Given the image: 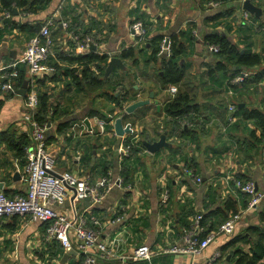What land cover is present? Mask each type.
<instances>
[{
    "label": "crops",
    "instance_id": "obj_1",
    "mask_svg": "<svg viewBox=\"0 0 264 264\" xmlns=\"http://www.w3.org/2000/svg\"><path fill=\"white\" fill-rule=\"evenodd\" d=\"M211 1H217L218 4L214 5ZM243 1L51 0L39 12L13 13L8 21H5V11L0 13V66L14 60L33 35L27 30L12 25V20L34 22L38 19L46 21L51 17L55 19L52 26L54 44L48 61V66L55 67V70H45L40 78L48 77L57 71L60 74L57 80L48 79L41 86L52 94L51 99L56 108L55 114L48 122L47 139L49 148L56 154L57 171L69 169L79 175L89 172L92 181L97 184L107 171L105 166L113 170L115 177L121 175L123 160L121 149L125 137L131 132L124 136L116 134L112 122V130H108L107 134L99 133L96 125V117H100L99 114L110 117L116 113L118 116L120 113L123 115L125 125L130 124L133 128L145 130L151 140L158 139L160 133L167 131V140L172 143L155 153L150 152L146 147L139 150L135 157L140 161L138 169L141 167L143 169L135 173V182L129 183V186L125 183H115L100 202L91 205L90 208L105 224L103 238L108 242H116L120 254V257L105 260L103 264H192L193 262L208 264V258L228 241L226 236H217L197 255L171 250L173 246L184 243L180 217L186 218L185 213L182 212L185 203L194 206L198 213H202L223 205L229 197L234 198L242 212L236 234L247 226L259 222L258 210L264 205V200L258 206L249 208L250 196L233 185V179H228L227 175L233 176V173L244 172L262 186L264 147L259 153L255 154L253 151V156L250 158L244 157L243 148L238 147V140L246 136L243 127L239 126L232 135V132L222 130V124L234 114L235 110L229 108L231 103L264 108V77L259 81L250 82L248 87H239L240 84H230L229 75L224 72L220 74L217 71L214 73L206 71L208 63L215 58L210 44L206 42V36L212 33L227 35L240 46L252 47L264 56V36L251 37L248 24L241 23L246 10L242 6ZM60 4L64 8L59 9ZM222 12L225 13L218 18L215 17ZM141 14L150 21L149 37L163 34L165 38H170L173 33H177L187 46L186 55L182 56V62L189 66L187 72L189 83L185 87L194 101L203 104V109L212 113V119L206 123V131L197 140L188 141L185 137L174 138L169 136L168 130L165 129L167 115L163 107L173 96L169 90L170 84L164 85L158 77L160 64L145 60L151 51L149 44L146 46L145 38L141 39L132 27L133 20ZM64 16L76 21L77 27L101 35L97 49L94 50L107 54L105 60L118 55L122 47L134 44L138 49H142L137 51L139 61L134 62L132 57H121L125 67L116 66L112 70L111 78L98 90L91 91L86 84L78 87L73 77L63 72L67 67L78 64L77 61L71 62L65 57L75 51L73 49L75 42L70 37L68 29L61 24L60 20ZM260 17L264 18V11ZM252 22H255L257 27L264 28L258 20L252 19ZM183 30L185 33H182ZM169 51L170 39L167 46L164 41L159 60L168 57ZM26 79L29 80V77ZM3 80L0 69V131L18 121L20 124L14 127L30 136L28 125L22 120L26 94L20 95L16 92V88L22 84L17 85L15 79L13 82L15 89L5 93L2 89ZM177 86L180 87L181 84ZM230 88H233V93H230ZM111 89L117 91L118 96L120 90L128 92L123 106L136 99L149 97L151 91L154 92V96L150 98L148 104L138 107L134 112H126L129 116L124 117L126 113L121 114V105L110 97L108 91ZM10 92L15 94L8 96ZM75 93L77 104L66 100V97ZM57 94L59 99L56 98ZM86 117L90 119L92 128L86 124ZM232 124L229 125V130ZM250 125L254 126L253 123ZM257 133L260 134L259 129ZM107 137L112 139L111 144L108 143ZM105 139L107 144L100 143ZM0 141V188L10 195L25 193L27 182L22 176L24 160L16 155L15 150L1 137V134ZM80 142H84L83 150L79 149ZM178 142L189 155H195L199 168L191 167V169L202 178L206 177L205 179L197 182L194 176L183 171V159L179 154L172 155L169 148L177 145ZM110 145L111 150L105 153V147ZM225 145H229V148L224 149ZM105 158L108 159L106 162ZM130 162L132 164V160ZM16 171L20 172V176L15 177ZM164 189L169 191L167 205L161 203ZM83 204L85 201L76 200L77 207L81 208ZM55 208L69 212L70 205L69 202H65L56 204ZM118 216L122 217L121 220H114ZM194 216V213L189 214L187 219L193 220ZM215 218L219 219V215H215ZM220 223L214 227L216 228ZM44 224V221L31 216L0 217V261L11 260L13 264H17V260L20 259L22 264H46L50 261L51 264H74L79 259L80 253L77 251L71 253L67 260L62 262V256L66 251L62 244L61 258L55 256L50 258V245L47 243L52 241L47 242L43 238ZM143 242L150 244L155 252L151 260L121 257L122 254L129 255L138 244ZM53 245L55 242L51 247ZM43 251L44 255H42ZM228 255L225 261L216 259L218 262L215 260L217 263L214 261L212 264H231Z\"/></svg>",
    "mask_w": 264,
    "mask_h": 264
},
{
    "label": "trees",
    "instance_id": "obj_2",
    "mask_svg": "<svg viewBox=\"0 0 264 264\" xmlns=\"http://www.w3.org/2000/svg\"><path fill=\"white\" fill-rule=\"evenodd\" d=\"M50 1L51 0H0V13H2L3 11H11L13 14L15 7H17L18 13H23L24 11L39 12L43 7L48 5ZM258 1L259 5L262 6L264 11V0ZM225 12L218 13L215 15V17L218 18ZM229 12L230 11H228V13ZM136 19H142L146 27L144 40L146 41V46H148L149 44V48L151 51L148 58L145 60L148 62L155 61L156 63L160 64L158 77L164 85H178L179 83L181 84V86L178 87L177 93L172 97L171 100L166 102L163 107V110L167 115V118L165 119V129L168 130L169 136H176L180 139L185 137L186 139H188V141L197 140L199 137H201L202 133L206 131V123L212 119V113L208 112L207 109H203V104L194 101L187 87H185L189 83L187 82V72L189 66L187 63L182 62V56L187 52V46L180 38V35H178L177 33H173L170 36L169 56L163 57L161 60H159L160 51L162 50V46L165 41L164 35L157 34L149 37L148 34L150 21L147 20L142 14ZM45 22L46 21L42 19H38L34 22L12 20V25L17 26L20 29L27 30L29 33L34 35L37 31H39V29ZM71 25L72 28L76 29L77 32L81 31V35L90 32L89 29L85 30L80 28L79 30H77L78 24L76 23V21H71ZM183 32L185 33L184 30L182 31V33ZM94 34L98 36L97 32ZM99 40H101L100 37ZM206 42L218 44L220 46V50L213 51L215 56L214 60L208 63L209 65L206 71H208L209 73H214L216 71L222 70L225 74L229 75V78H231L240 73L243 69H249L250 71H252V73H250V75L246 77V79L240 84L239 87H248V84H250V82L259 81L264 77V67L260 69L256 67L261 64L264 59V56L261 52L253 50L252 47H242L237 42L232 41L227 35H222L219 33H212L210 35H207ZM75 48L76 47L74 44L73 49L75 50ZM243 48H245L244 51H242ZM138 50L140 51L142 49H138L136 45L132 44L122 47V49L118 51L117 54L122 58L132 57L134 59V62H138ZM65 57L66 59L71 60V62L77 61L78 63L76 66L67 67L63 71L64 73H68L73 77V80L78 87H83L86 84L91 91H96L105 83V81H107L112 76L113 72H111L109 75L105 74L108 61L105 60L108 57L107 54H101L98 51L91 49L87 52L73 51L71 54L65 55ZM93 66H96L98 71H95ZM161 70L163 71L162 73L160 72ZM59 75L60 74L57 71L54 74L49 75L48 77L38 78V82L40 83V103L35 112V115L41 121L49 122L56 112L55 104L51 99L52 94L48 91V89L42 88L41 86L48 79L57 80ZM28 77L30 78L27 66H19V74L15 78L17 80V85H21L23 81ZM108 92L110 93V97L114 100H117L119 105H121V109H123L124 100L126 101L128 92L125 90H120L119 96L116 95L117 91L115 90L111 89ZM12 94L15 93L10 92L7 95L10 96ZM124 112V110L121 111V114H123ZM99 115L103 118L106 117L108 121L111 120V117L103 114ZM116 115L117 113L114 114V116ZM234 115L236 116V119L233 121L234 123H229L227 125V128L225 130L222 128V130H228L230 131V133L232 132V135H234V131L239 128V126H242L246 133V136L244 139L238 140V147L239 149L240 147L243 148V150H241L244 153V157L250 158L251 156H253V151H255V154L256 152L259 153L264 147V108L257 106H248V104L240 106L239 103H236ZM127 116H129V114H124V117ZM250 123H253L254 126H251ZM230 124L232 125L230 126L229 130ZM257 129L260 130V134L257 133ZM107 130H112V123H109L107 125ZM0 134L1 137L15 150L16 155L22 157V159L24 160L23 163L25 164L27 160L25 149L31 142L30 136L24 131H19L16 127H14L13 124L6 129L1 130ZM133 135L135 134L131 132V134L125 137L123 143L126 144L131 142ZM139 135L140 139L135 144H133L131 154L125 156L122 155L123 160L121 162L120 171L121 175H123L124 177L125 184L135 182V173L140 164L139 159L137 160L135 155L139 150L145 148L143 144L144 139L151 140L145 130H140ZM106 139L109 140V144L112 143V139L110 137H107ZM106 139L105 141L107 142ZM102 144L104 145L105 143ZM169 148L172 155H180V158L184 160L186 166L196 169L199 168L195 155L191 156L187 153V151H184L179 142L177 145L170 146ZM226 148H229V145H225L224 149ZM108 150H111V145L105 147V153ZM131 156L132 164L130 161H128ZM105 169L108 168L105 166ZM233 176L244 180L251 179L244 172L233 173ZM232 183L236 186L234 180L232 181ZM237 188L242 191L239 187ZM182 212L185 213L186 217L184 219L183 217H180V223L182 224L183 228L181 229V232L184 233L185 229L190 228L194 221L192 219H187L188 215L193 213L197 215L198 211H196L194 206L185 203ZM229 212L231 214L235 212H241L234 198L231 197L227 198L223 205H220L208 212L202 211L201 225L204 229L200 232L199 237H205V235L211 229L215 228L214 226L217 223L222 222L226 218H228L231 215ZM215 215H219V219H216ZM12 216L18 217L19 215L14 214ZM258 217V223L247 226L243 231L230 237L228 241L221 245V252L225 253L226 255H230L231 264H264V205L259 208ZM53 242H55V245L51 247V244ZM245 244L248 245L247 248L244 246ZM47 245H50V258L55 256L60 259L62 256L61 243L57 240H53L52 242L47 243ZM42 255H44V251ZM74 264H83V255H80L79 259L76 260Z\"/></svg>",
    "mask_w": 264,
    "mask_h": 264
},
{
    "label": "built area",
    "instance_id": "obj_3",
    "mask_svg": "<svg viewBox=\"0 0 264 264\" xmlns=\"http://www.w3.org/2000/svg\"><path fill=\"white\" fill-rule=\"evenodd\" d=\"M211 3L214 5L218 4L217 1H211ZM62 6L60 4L59 9L64 8ZM11 15V11L4 12V16L6 17ZM244 16H249L248 10L244 11ZM60 21L62 26L68 29L70 37L75 42L76 52H87L92 49V45L99 44V37L101 35L96 36L92 32L81 35V31L77 32L76 29L72 28V20L70 17L64 16ZM54 23V17L48 18L39 31L30 36L21 53L14 60L0 66L4 79L2 81V89L4 91L15 89L13 82L19 74V66L26 65L28 68L30 78L25 95V112L22 120L28 125L31 138L30 144L25 149L27 160L23 165L22 171V176L27 182V190L25 193L10 195L3 188H0V217L18 214L20 216H31L34 219L42 220L45 222L43 234L45 241L57 240L63 245L65 250L75 248L80 255H83V264H101V261L120 257V254L116 242H108L103 238L105 224L100 216L90 207L100 202L115 183H124V177L123 175L115 177L113 170L107 169L106 173L102 176V180L97 184L92 181V175L89 172L85 175H79L69 169L62 171L55 169L56 154L48 146V122L39 120L35 115L40 103L38 78L45 70H55V67L48 66L54 44L52 35V26ZM132 27L141 39L145 38L146 27L142 19H135L132 22ZM77 28V30L80 29L79 27ZM208 44H210L211 50H220L218 44ZM93 67L95 71H98L96 66ZM250 73L251 71L249 69H243L240 73L231 77L229 83L232 85L241 84ZM169 90L172 96H174L178 91V86L176 84H170ZM229 91L230 93L234 92L233 88H230ZM229 108L235 110L236 103L229 104ZM124 109H120V112ZM110 117V121L103 117H96L99 125V133L107 134V125L114 122L115 119L114 115ZM235 119L236 116L231 114L228 118V123L224 122L222 124L223 129L225 130L227 125ZM139 132L140 129L133 128L132 133L135 135L132 136L131 142L123 144L121 149L122 155L131 154L133 144L140 139ZM182 165L185 173L194 176L193 178L197 182L202 181V176L194 173L190 167L186 166L184 160ZM137 171L140 170L138 169ZM227 178H232L236 186L250 196L249 208L258 206L264 199V176L262 186H259L254 179L244 180L234 177L231 174H228ZM74 188L76 195L72 199L75 193ZM69 189L72 190L71 194L68 191ZM87 196L90 197L91 204H83L81 209L77 207L76 200L80 199L81 201H85L84 199ZM168 201L169 191L168 189H164L161 203L167 205ZM65 202H69V212L55 208L56 204ZM241 216L242 212L232 213L216 228L211 229L205 237L200 238L199 234L204 228L201 225L202 214L198 213L195 215L191 227L186 228L183 233L184 243L173 246L171 250L197 255L217 236L223 235L226 236V239L234 236ZM121 218V216H118L114 220L118 221ZM154 253L151 245L143 242L138 244L129 255L122 254L121 257H128L133 260H151ZM221 253L220 249L217 250L208 258L207 263H213L221 256ZM192 264L197 263L193 262Z\"/></svg>",
    "mask_w": 264,
    "mask_h": 264
},
{
    "label": "water",
    "instance_id": "obj_4",
    "mask_svg": "<svg viewBox=\"0 0 264 264\" xmlns=\"http://www.w3.org/2000/svg\"><path fill=\"white\" fill-rule=\"evenodd\" d=\"M243 6L246 10L251 11V12L255 13L256 15H261L263 12L262 6L256 5L252 0H244ZM14 13L18 14L17 7L14 8ZM8 20H10V17L5 18V21H8ZM169 39H170L169 37L165 38V45L166 46L168 45ZM91 48L97 49V45H92ZM166 50H167V48H166ZM116 66H119L122 68L125 67V63L119 55H113L112 57H110V59L108 60L107 66H106L105 74L109 75ZM28 82H29V80L25 79L24 82L22 83V85L20 87L16 88V92L20 95H25L27 88H28ZM153 96H154V92L151 91L149 97L139 98V99L132 101L128 105H125V107H124L125 112H129V113L134 112L138 107L148 104L150 102V98ZM156 101L158 103V100H156ZM85 122L89 128H92L91 121L88 117L85 118ZM113 124H114V130H115L116 134H118L120 136H124L126 133L132 132V130H133V128L131 127L130 124L125 125L124 120H123V115L116 116ZM143 144L150 152L155 153V152L159 151L162 147L171 145L172 143L167 140V131H164V132L160 133V137L156 140L144 139ZM17 176H20L19 171H16V173H15V177H17ZM205 178L206 177H203V179H205ZM74 191H75V193L72 196V199L76 195L75 188H74ZM84 200H85L86 205L91 204V200H90L89 196L85 197ZM73 252L74 253L76 252L75 248H69L68 250H66L62 256V262H65L67 260L68 256Z\"/></svg>",
    "mask_w": 264,
    "mask_h": 264
},
{
    "label": "rangeland",
    "instance_id": "obj_5",
    "mask_svg": "<svg viewBox=\"0 0 264 264\" xmlns=\"http://www.w3.org/2000/svg\"><path fill=\"white\" fill-rule=\"evenodd\" d=\"M256 5H258L259 4V1L258 0H252ZM243 6V5H242ZM244 7V6H243ZM263 17V16H262ZM262 17H260V15H256L255 13H253V12H251V11H249V16H243V20L241 21V23L242 22H245L246 24H248V27H250V29H251V37H253V38H255V37H257V36H264V28H259V27H257L258 25H256L255 24V22H252V19H255V20H258L261 24H263L264 25V18H262ZM259 29V30H258ZM53 35V34H52ZM264 40V39H263ZM128 65H129V63H127ZM262 66H264V63H261V64H259L258 66H256L257 68H262ZM255 68V67H254ZM217 73H220V74H223V71L222 70H220V71H217ZM3 92H5V91H3ZM6 93V92H5ZM57 99H59L60 97H59V95L57 94V97H56ZM77 99V95H76V93L74 94V95H72V96H68V97H66V100L67 101H69V100H71L70 102H73V103H76L77 104V101H75ZM65 100V99H64ZM64 100H63V102H64ZM119 116V115H118ZM17 124H20V122H15L14 123V125H17ZM96 125H97V128H98V130H99V125H98V123H96ZM1 142V141H0ZM100 143H105V144H107V142L105 141V140H103V141H101ZM84 147H85V145H84V142H80V147H79V149L80 150H83L84 149ZM108 159L107 158H105V162L107 161ZM130 160H132L131 158L128 160V161H130ZM141 171H142V167L141 168H139ZM138 170V169H137ZM69 191V193L71 194L72 193V190L71 189H69L68 190ZM79 201H81L80 199H78ZM81 203V202H80ZM82 208V207H81ZM80 208V209H81ZM70 214V213H69ZM246 248L248 247V245L247 244H245L244 245ZM228 256H230V255H228ZM225 259H226V254L225 253H221V256L219 257V258H217V260L219 261V260H222V261H225ZM216 260V261H217ZM105 260H103V261H101V264H103V262H104ZM215 261V262H216ZM217 261V262H218ZM17 264H22V262H21V260L19 259V260H17ZM216 262V263H217ZM14 262L13 261H0V264H13ZM42 264V263H41ZM46 264H51V261H50V263H46ZM212 264V263H211Z\"/></svg>",
    "mask_w": 264,
    "mask_h": 264
}]
</instances>
